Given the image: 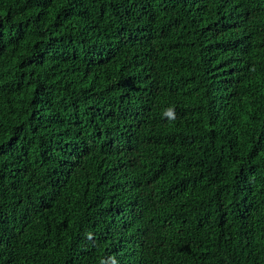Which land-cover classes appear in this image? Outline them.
Wrapping results in <instances>:
<instances>
[{"label":"trees","instance_id":"1","mask_svg":"<svg viewBox=\"0 0 264 264\" xmlns=\"http://www.w3.org/2000/svg\"><path fill=\"white\" fill-rule=\"evenodd\" d=\"M0 264H264V0H0Z\"/></svg>","mask_w":264,"mask_h":264}]
</instances>
